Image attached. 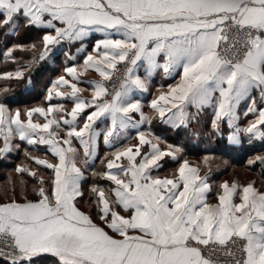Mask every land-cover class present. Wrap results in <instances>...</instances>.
Returning <instances> with one entry per match:
<instances>
[{"label":"snow or ice","instance_id":"6c2138e0","mask_svg":"<svg viewBox=\"0 0 264 264\" xmlns=\"http://www.w3.org/2000/svg\"><path fill=\"white\" fill-rule=\"evenodd\" d=\"M21 28L42 34L6 48L15 67L0 80L25 78L62 44L101 38L65 52L40 104L0 102V158L20 151L17 141L45 149H23L36 167L16 164L21 178L0 199L2 264L43 254L53 264H264V186L223 180L210 202L214 156L192 163L151 131L153 121L187 128L211 108L215 136L264 142V0H0V29ZM90 71L98 78L81 79ZM156 76L175 82L145 103ZM101 140L111 149L102 156ZM165 157L176 167L162 175ZM257 163L264 173V153L247 160ZM89 174L105 183L85 189Z\"/></svg>","mask_w":264,"mask_h":264},{"label":"crops","instance_id":"0c3cea01","mask_svg":"<svg viewBox=\"0 0 264 264\" xmlns=\"http://www.w3.org/2000/svg\"><path fill=\"white\" fill-rule=\"evenodd\" d=\"M98 38H101L100 35L97 34H90V36L88 38H86L83 41L77 42L75 44L72 45H68V44H62L60 46H58L57 48L53 49V52L49 54V56L41 61V62H46L48 63L51 68H50V74L47 77L46 83L47 85L50 84L51 80L54 79L57 75H60L62 73L63 68L66 65V62H68V58L65 55V52L70 51L73 55L76 54V49L80 47V44L83 43L84 45L88 46V50H91V44L94 43V41ZM82 55L77 56L76 61L77 63H79L82 59ZM98 78L97 74L95 72H87V73H83L81 79L83 80H88V79H95ZM175 81L172 79H167V80H162L160 76H156L155 80L152 84V86L149 89L148 93H144L143 97L145 99V103H147V100H150L152 98V94L155 93L157 91L156 85L163 83L166 87V84L168 83H174ZM48 87V86H47ZM82 88L88 89L90 86L88 84H81ZM84 95H90V93L88 91L84 92ZM58 102H63L66 104V106L70 107L71 106V102L70 101H58ZM37 105V104H36ZM34 106V105H33ZM32 107V106H30ZM241 111H243L244 108V104L242 103L241 106ZM145 110L147 111V107L145 108ZM193 112H195V109H192ZM212 118V109L211 108H205L198 117V122L197 121H193L190 123V125L187 128H173L169 125H167L166 123H161L159 121H153L152 125H151V131L156 135V136H160L163 140L167 141L168 143H171L173 145H179L181 146L183 149H185V147H189V145H193L197 146L198 148L204 150V148H210L211 146L215 147L220 145L219 143L225 144V150L227 151V146L230 147H244L246 145H250L247 140H245L242 144L240 145H236L233 143H230L227 138H226V134L225 136H215L210 129V120ZM251 117H249L250 119ZM240 123L243 125L246 123L245 118H243V116L241 117V121ZM147 127V126H145ZM224 127H226V125H224ZM172 131V135L167 136L168 132ZM177 132L180 133H184V134H188L189 139L185 140L184 144H179L177 141V138L175 137V135H177ZM199 132L200 135H195L194 133ZM175 133V135H174ZM131 135H135L134 132L131 133ZM258 143H264L261 142L259 140H256ZM254 141V142H256ZM19 142V141H17ZM132 142V141H129ZM219 142V143H218ZM26 143V142H25ZM31 147V146H30ZM34 149V148H32ZM35 154H38L39 156L43 157L45 155V149L43 146H39L38 149H34ZM106 151H111V149L107 148L104 146L102 140L100 143V151L99 154L102 156L104 154V152ZM186 152V151H185ZM183 153V156L186 157L187 159H189L190 162L192 163H198L201 161L203 155L205 154V152H201V156L197 157H193L191 156L189 153ZM260 153H264V147L263 150H261V152H258L257 154ZM13 154V153H12ZM10 154V155H12ZM256 154V155H257ZM9 155V156H10ZM50 158V155H49ZM163 167L160 169V174H166L169 173L172 169H174L176 167L175 162H173L171 160V158L165 157L162 161ZM32 167H36V165L31 162ZM96 166L99 170V160L96 161ZM242 169H244L246 172L250 173L247 169L245 168H241L238 167L234 164H232L229 159L226 158H218V161L215 163H212V171L210 173V181L213 184V193L209 194V199L210 202H215V186L219 184V182L223 181V180H232V179H237L239 182L241 183H247L248 181H255L256 184V179L258 177H256L255 174L250 173L249 175L247 174H243ZM235 170H237L238 172H236ZM39 171L41 172V174L44 172L46 174L44 175H48V171L45 170L43 167H41L39 169ZM207 171L206 167L201 168V175L204 174V172ZM235 174V175H234ZM245 178V180L243 178ZM93 182H99V183H105L104 181H95L93 177H91V175L89 174L88 176H86V182L83 184V187L85 189L88 188V186L90 184H92ZM259 183H261L260 181H258V184H256L257 187L259 186ZM107 186V185H106ZM3 198V197H2ZM0 198V199H2ZM89 197L86 193L85 195V200H88ZM82 208L87 209V204H82L81 205ZM53 260V258L50 255L47 254H43L40 255L39 257L35 258L33 261V264H37L41 262H46V260ZM41 260V261H40Z\"/></svg>","mask_w":264,"mask_h":264},{"label":"trees","instance_id":"16d2710c","mask_svg":"<svg viewBox=\"0 0 264 264\" xmlns=\"http://www.w3.org/2000/svg\"><path fill=\"white\" fill-rule=\"evenodd\" d=\"M5 30L0 29V71L13 70L15 65L11 62L5 63L3 60V52L6 50L9 45L2 43V36ZM42 33L36 29H25L21 28L15 33V36L12 40V44L23 43L27 44L33 41H38ZM17 57H23L25 60L31 59L30 54L16 52ZM51 66L46 62L37 61L34 63L31 68H26L25 78L19 80L3 81L0 82V88L8 87L9 91L7 93H0V102L6 103L11 108L19 107L21 109L30 107L36 104H40L45 96L47 84L46 79L49 76ZM7 82V83H6ZM9 83V84H8ZM172 135V131L168 132L167 136ZM175 135V133H174ZM179 144H184L185 140L189 139L188 134L177 132L175 135ZM21 152L24 148H28V151H35L32 147L28 146L25 142H20ZM219 143V142H218ZM218 146H211L210 148H204V150L194 146V144L189 147H185L184 152L186 151L193 157L201 156V152L210 153L214 156L212 163L218 161V158H226L229 161L238 166L247 169L250 173H253L258 177L257 181H260L263 185L264 182V173H262L261 166L257 163L255 166L249 167L247 165L248 158L256 155L258 152H261L264 147V143L253 142L249 146L242 147H230L227 146V151L225 150V144L219 143ZM36 152V151H35ZM185 152V153H186ZM186 153V154H187ZM15 161H6L4 164L0 165V198L3 197L5 191L11 192V183L10 181H19L21 175L14 171L16 164H19V160L15 157ZM9 173L11 174L9 176ZM23 179L28 181V191L30 190L29 185L34 181L27 174L23 175ZM17 192H19V187H17ZM41 261V260H40ZM42 264H53V260H46V262H41ZM2 264V262H0ZM40 264V263H37Z\"/></svg>","mask_w":264,"mask_h":264},{"label":"rangeland","instance_id":"374dc122","mask_svg":"<svg viewBox=\"0 0 264 264\" xmlns=\"http://www.w3.org/2000/svg\"><path fill=\"white\" fill-rule=\"evenodd\" d=\"M14 36H15V34H11V35H6L5 34V32H4V34H3V36H2V43L4 44V46H5V44H7V45H9V46H11V42H12V40H13V38H14ZM50 74V73H49ZM47 80V79H46ZM45 80V81H46ZM4 80H0V82H3ZM7 83V82H6ZM9 84V83H8ZM3 88H0V90H2ZM0 93H2V92H0ZM30 152V151H29ZM31 153L33 154V155H38V154H35L34 152H32L31 151ZM14 155H15V157H17L18 158V160H19V164H29L30 166H32L31 165V161H29V160H27L26 158H25V155H24V151H22L21 152V150L20 151H18V152H15V153H13L12 155H10V156H7L6 158H0V165L1 164H4V162H6V161H15V158H14ZM236 172H238L237 170H235ZM242 171H243V174H247V175H249L250 173H248V172H246L244 169H242ZM48 173V172H47ZM42 174H46V173H42ZM11 174L9 173V176H10ZM235 175V174H234ZM45 176H47V175H45ZM243 178V177H242ZM244 180H245V178H243ZM256 184H258V181L256 182ZM32 185V184H31ZM31 185H29V188H30V190H29V196L31 197L32 195H34L32 192H31ZM259 186L260 187H262V186H264V182H263V185L261 184V183H259Z\"/></svg>","mask_w":264,"mask_h":264},{"label":"built area","instance_id":"2783aa9c","mask_svg":"<svg viewBox=\"0 0 264 264\" xmlns=\"http://www.w3.org/2000/svg\"><path fill=\"white\" fill-rule=\"evenodd\" d=\"M215 258V257H214ZM221 259H223V257H221Z\"/></svg>","mask_w":264,"mask_h":264}]
</instances>
